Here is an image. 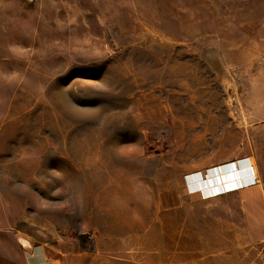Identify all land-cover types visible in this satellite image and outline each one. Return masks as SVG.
Instances as JSON below:
<instances>
[{"label":"rangeland","instance_id":"1","mask_svg":"<svg viewBox=\"0 0 264 264\" xmlns=\"http://www.w3.org/2000/svg\"><path fill=\"white\" fill-rule=\"evenodd\" d=\"M263 63L264 0H0V264H263L198 190Z\"/></svg>","mask_w":264,"mask_h":264},{"label":"crops","instance_id":"2","mask_svg":"<svg viewBox=\"0 0 264 264\" xmlns=\"http://www.w3.org/2000/svg\"><path fill=\"white\" fill-rule=\"evenodd\" d=\"M252 76L261 82L247 96L246 117L238 124L246 129V157L211 169L216 178L214 184L202 185L206 191L198 187L201 201L228 207L229 220L240 231L236 234L237 243L250 251L262 245L264 249V63L262 70ZM244 261L242 258L240 263ZM210 264H221L220 256H215Z\"/></svg>","mask_w":264,"mask_h":264},{"label":"bare ground","instance_id":"3","mask_svg":"<svg viewBox=\"0 0 264 264\" xmlns=\"http://www.w3.org/2000/svg\"><path fill=\"white\" fill-rule=\"evenodd\" d=\"M151 191V190H150ZM206 191V190H205ZM211 191V190H210ZM152 192H153V190H152ZM207 193V192H206ZM152 202V201H151ZM136 212L137 213H142V214H147V213H150L151 214V220L153 221L154 219H156V217L158 218V216H157V212H154V213H151L150 211H147L145 208H143V207H139L138 208V210H136ZM143 221H141V223H142ZM149 227V226H148Z\"/></svg>","mask_w":264,"mask_h":264},{"label":"built area","instance_id":"4","mask_svg":"<svg viewBox=\"0 0 264 264\" xmlns=\"http://www.w3.org/2000/svg\"><path fill=\"white\" fill-rule=\"evenodd\" d=\"M264 264V263H263Z\"/></svg>","mask_w":264,"mask_h":264}]
</instances>
